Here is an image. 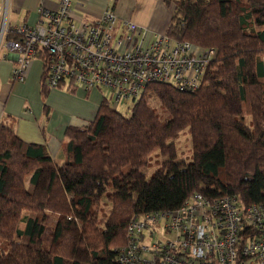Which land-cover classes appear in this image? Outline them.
Listing matches in <instances>:
<instances>
[{"label": "trees", "instance_id": "16d2710c", "mask_svg": "<svg viewBox=\"0 0 264 264\" xmlns=\"http://www.w3.org/2000/svg\"><path fill=\"white\" fill-rule=\"evenodd\" d=\"M166 2L171 37L217 51L198 88L151 81L130 113L102 94L56 155L0 120V264H121L134 215L195 192L264 204V0ZM34 58L47 94L51 54ZM185 131L189 158L177 145Z\"/></svg>", "mask_w": 264, "mask_h": 264}, {"label": "built area", "instance_id": "2783aa9c", "mask_svg": "<svg viewBox=\"0 0 264 264\" xmlns=\"http://www.w3.org/2000/svg\"><path fill=\"white\" fill-rule=\"evenodd\" d=\"M74 0L40 6L35 24L10 27L11 1H0V46L17 54L14 77L24 79L40 49L51 54L46 79L53 87H106L114 103L140 95L151 81L196 89L217 51L202 49L113 10L95 20L77 17ZM116 104H114L116 106ZM121 264H264V204L245 205L233 195L195 192L171 210L134 215Z\"/></svg>", "mask_w": 264, "mask_h": 264}, {"label": "crops", "instance_id": "0c3cea01", "mask_svg": "<svg viewBox=\"0 0 264 264\" xmlns=\"http://www.w3.org/2000/svg\"><path fill=\"white\" fill-rule=\"evenodd\" d=\"M2 1V0H0ZM10 27L22 22L35 24L40 6L55 9L58 0H10ZM77 17L95 20L106 10L149 28L150 34L167 32L173 6L166 0H74ZM17 54L0 46V120L11 125L26 141L47 143L56 155L69 125H83L95 118L102 96L94 89L51 87L42 90L43 63L34 58L24 79L14 77ZM100 90V89H98Z\"/></svg>", "mask_w": 264, "mask_h": 264}, {"label": "rangeland", "instance_id": "374dc122", "mask_svg": "<svg viewBox=\"0 0 264 264\" xmlns=\"http://www.w3.org/2000/svg\"><path fill=\"white\" fill-rule=\"evenodd\" d=\"M94 90H96V92H98L99 96H101L103 94L101 90H98V89H94ZM105 93H106L107 97L110 98L112 104H116L113 102L115 100V93L110 87H106ZM132 101H133V99H130V100L122 99L119 103L116 104V106L121 111H123L125 113H130L131 108H130L129 103H132ZM177 145H178V148L180 151L179 152L180 156L189 158V156L191 154V138H190V134L187 131L181 133V135L177 139ZM153 169L154 168L151 167L150 169L147 170V172L150 173ZM48 221H49V225H50V223L52 221H54V218L51 216ZM48 231L50 232V227L48 228ZM44 239L47 242H49L51 240L49 235H48V232L44 235Z\"/></svg>", "mask_w": 264, "mask_h": 264}]
</instances>
